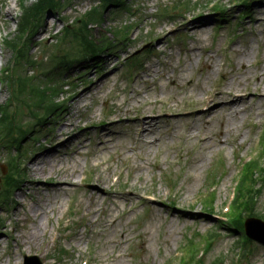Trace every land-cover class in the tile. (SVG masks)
<instances>
[{"label":"rangeland","instance_id":"rangeland-1","mask_svg":"<svg viewBox=\"0 0 264 264\" xmlns=\"http://www.w3.org/2000/svg\"><path fill=\"white\" fill-rule=\"evenodd\" d=\"M127 1L130 11L106 13L94 33L130 25L128 34H121L128 40L106 53L99 66L88 59L84 67H74L68 78L79 87L62 97L71 96L65 111L51 129L38 132L40 146L32 137L37 131L25 141L30 153L20 162L27 169L36 160L41 171L27 170V183L8 196L9 207H0V264H24L26 255H38L43 264H180L181 246L213 230L219 239L204 263L223 256V264H264L263 243L253 241L251 254L247 248L241 251L239 234L217 223L226 219L241 161L249 158L264 130V0H251L242 22L243 10L231 0H188L189 6L180 0ZM21 2L0 0L2 37L16 36ZM69 2L64 12L47 16L35 38L42 46L31 44L32 57H44L48 48L60 55L69 49L66 39L57 44L58 33L67 22L77 24L94 0ZM217 3L230 6L229 15L236 16L220 21L221 13L211 8ZM191 19L206 26L195 32L186 24ZM145 43L147 48L132 60ZM12 52L1 40L3 67L14 59ZM9 83L0 81V104L12 99ZM221 83L228 91L249 95L215 114L201 113L205 96ZM231 107L240 114L235 116ZM142 111L183 116L157 118L137 139L125 117ZM57 133L63 134L60 143L49 147ZM57 146L62 152L55 154ZM52 154L54 170L48 159ZM9 160L0 149V192L9 172L1 168ZM220 160L224 175L215 178L214 211L206 214L200 196L207 193L208 170ZM59 177L70 182L61 191L53 186ZM257 205L254 211L264 216V193ZM71 212L75 223L68 219ZM36 224L41 231L32 238ZM61 248L66 252L59 253Z\"/></svg>","mask_w":264,"mask_h":264},{"label":"trees","instance_id":"trees-1","mask_svg":"<svg viewBox=\"0 0 264 264\" xmlns=\"http://www.w3.org/2000/svg\"><path fill=\"white\" fill-rule=\"evenodd\" d=\"M102 2L101 7H94L92 11H89L85 14V20H83L82 26L79 29L71 27H66V36L70 38L72 42H75L79 45V53H83V55L92 54L94 56L99 53L105 51V48L108 49L113 46V43L109 41V45L103 41L102 43H98L95 38H93L92 30L90 29V24L95 21H100L103 16V10L107 9L109 5L123 7L124 9H129L126 5L125 0H100ZM246 2V0H245ZM61 5L60 0H37L36 3L27 11H25L23 19L25 23V31L31 28L32 23L35 20H39L41 15H45L47 11H53L55 9L59 10ZM30 25V26H29ZM37 26V25H36ZM23 32V33H24ZM117 34L120 33V29L116 31ZM73 46H71V49ZM83 49V51H82ZM26 55L25 52L21 54L22 58ZM57 59V60H56ZM83 57L78 54L72 56L71 53H66L63 57L57 58L53 57L54 61V69L60 70L58 73H54L53 76L51 71L45 73L44 82H42L41 78H36L28 73L21 74L17 71V77L13 78V83L17 87H14V92L18 91L16 97L18 100H22L27 102L29 105H33L37 108L42 114L43 117L52 118L59 111L62 110V105L56 101L57 95L62 91L63 86L61 85V79L64 72L72 66V64L76 61L82 60ZM34 62V61H33ZM15 94V93H14ZM8 129L13 128L12 119L5 116L2 120L0 118V128ZM260 172V173H259ZM23 173L16 170H12V172L7 176L4 190L5 192L1 195L8 196L9 191L14 189H18L20 184L23 183ZM242 185L239 190L238 199L236 201V207H240L243 205H248L252 203L255 198L261 193L262 189L257 186L260 184L261 186L264 183L263 174H261V168L259 169V162H252L248 168L246 173L243 176ZM262 181V184L260 183ZM229 228H232L234 231L241 232L244 234V224L242 216H238L234 221L228 224ZM244 245L248 246L250 240L245 236ZM221 258H216L213 260L212 264H220Z\"/></svg>","mask_w":264,"mask_h":264},{"label":"bare ground","instance_id":"bare-ground-1","mask_svg":"<svg viewBox=\"0 0 264 264\" xmlns=\"http://www.w3.org/2000/svg\"><path fill=\"white\" fill-rule=\"evenodd\" d=\"M195 19L187 21L186 24L189 27H192V29H194L195 32H199V31H201L203 29L204 26H206V24L202 23L201 20H195ZM208 63H209L208 64V68L209 69H213V66H214L213 63H211V62H208ZM224 77H226V74H224ZM211 93L212 94L208 98L204 99L203 103L209 105V110H210V112L212 111V114L217 113V111L220 108H222L223 106H233L235 104H229V103H232V102H235V101H239V100H243L245 97L248 96L247 93H244L242 95L241 93H239L236 90L228 91L225 84L224 85H220L219 87L214 89ZM224 95H226V97L229 98V101H227L228 103L226 102V97ZM83 98H84V94L80 95L78 97V100H81ZM231 109L234 110V115L235 116H238L240 114V110L239 109H235L234 107H231ZM172 116H173L172 117L173 120H175V118H179L180 117V116H177L175 114H172ZM157 118H158L157 116L149 115V114H147L144 111L141 112V115H138L136 117H132V114H130L129 120H131L130 123H132L134 125L136 138L139 139L142 136V134L146 130H148L151 122L154 121ZM62 136H63L62 133H57L56 136H55L56 141H53L54 143L50 144L49 147H55L56 145H58L60 143L59 139ZM81 145L82 144H79V146H81ZM52 151L55 154H58V153L62 152V150L59 148V146H57V148L53 149ZM51 158H52L51 165H52V168L54 170L56 168L55 165H54V162H53V158H55L54 154H52V156L50 158H48V159H51ZM33 163H34V167H32V168L27 167L26 170H28V171L32 170L33 173H36V172H38L40 170V168L38 167V163H37L36 160H34ZM35 183L40 185V183H41L40 179H36ZM69 184H70V182L66 179V177H63V178L59 177L58 179H56V181L53 182V186H55V188H57L58 191H61V188H63L64 186H67ZM55 198H57V196H55ZM39 206L43 209L42 205H39ZM38 231H41V227H40L39 224H36L34 226V230L31 233V234H33L32 238L35 236V233L38 232Z\"/></svg>","mask_w":264,"mask_h":264},{"label":"water","instance_id":"water-1","mask_svg":"<svg viewBox=\"0 0 264 264\" xmlns=\"http://www.w3.org/2000/svg\"><path fill=\"white\" fill-rule=\"evenodd\" d=\"M251 223H258V224H262L264 226V223L259 221V220H255V219H251L247 222V233L250 237H253L255 239H259L262 240L259 236H257L256 234L253 233L252 229H251ZM264 241V240H262ZM26 264H42L41 261L39 260V258L33 256V257H27L26 258Z\"/></svg>","mask_w":264,"mask_h":264}]
</instances>
